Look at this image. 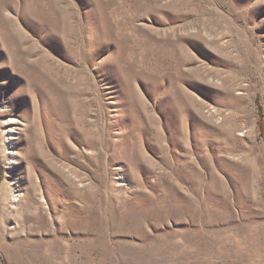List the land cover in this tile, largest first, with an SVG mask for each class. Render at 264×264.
<instances>
[{
	"label": "rangeland",
	"instance_id": "rangeland-1",
	"mask_svg": "<svg viewBox=\"0 0 264 264\" xmlns=\"http://www.w3.org/2000/svg\"><path fill=\"white\" fill-rule=\"evenodd\" d=\"M0 264H264V0H0Z\"/></svg>",
	"mask_w": 264,
	"mask_h": 264
},
{
	"label": "bare ground",
	"instance_id": "bare-ground-1",
	"mask_svg": "<svg viewBox=\"0 0 264 264\" xmlns=\"http://www.w3.org/2000/svg\"><path fill=\"white\" fill-rule=\"evenodd\" d=\"M12 121V120H11ZM13 122V121H12ZM14 131H15V127H13V126H10L9 128H8V130H7V134H8V136H7V141H9L10 143H9V145H10V151H9V153H10V155H13V153H14V151H13V146H11V145H13V143H14V138H15V135H14ZM13 158V157H12ZM16 200V199H15Z\"/></svg>",
	"mask_w": 264,
	"mask_h": 264
}]
</instances>
